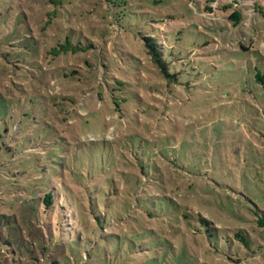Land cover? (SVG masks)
<instances>
[{"label": "rangeland", "instance_id": "rangeland-1", "mask_svg": "<svg viewBox=\"0 0 264 264\" xmlns=\"http://www.w3.org/2000/svg\"><path fill=\"white\" fill-rule=\"evenodd\" d=\"M257 72L264 0H0V264H162L155 248L71 226L63 195L47 210L41 199L70 172L110 176L136 154L188 212L246 233L247 247L192 244L190 264H264ZM183 235L185 224L168 264Z\"/></svg>", "mask_w": 264, "mask_h": 264}, {"label": "trees", "instance_id": "trees-1", "mask_svg": "<svg viewBox=\"0 0 264 264\" xmlns=\"http://www.w3.org/2000/svg\"><path fill=\"white\" fill-rule=\"evenodd\" d=\"M230 18L237 23L240 14L233 11ZM143 45L159 72L167 76L166 63L155 39L143 37ZM255 80L264 90V73L257 72ZM121 164L128 171H119L116 162L115 173L110 176L104 173L97 177L87 173L81 174L76 180L72 178L73 173L70 172L69 180H63L62 194L56 191L57 195H55L51 190L41 198L46 210L53 207L56 197L61 200L63 195L64 201L69 206L66 210L71 226L78 224L80 228L86 230V234L91 232L92 235L97 229L96 234L101 231L99 235H104V240L109 239L108 241H112L115 245L120 244L124 239L128 247L134 248V252H137V247L149 250L155 248L161 252L159 262L162 264H168L166 258L171 256L173 237L180 231L182 224H185L190 240L185 235L182 236L180 253L174 259L176 264H190L192 256L187 255L185 250L190 248L194 251L192 244L198 246L202 240L209 248L213 247L215 250L224 242L248 246V239L243 229H236L232 236L229 235L228 229L221 233L209 220L198 213L188 212L185 207L162 193L161 180L155 173V167H149L142 156L136 154L133 158L125 159ZM116 174H119L122 189L115 178ZM157 193L159 194L156 195ZM62 223L63 226L64 222ZM256 223L258 226H264V216L257 217ZM91 224L94 226L91 227ZM113 226L111 233L105 231L107 227L113 228ZM147 262L154 263V260L148 259Z\"/></svg>", "mask_w": 264, "mask_h": 264}]
</instances>
